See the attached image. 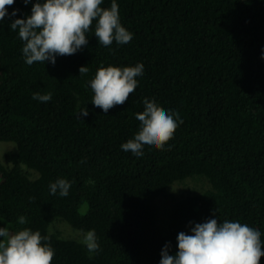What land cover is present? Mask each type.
Returning a JSON list of instances; mask_svg holds the SVG:
<instances>
[{
    "label": "trees",
    "instance_id": "trees-1",
    "mask_svg": "<svg viewBox=\"0 0 264 264\" xmlns=\"http://www.w3.org/2000/svg\"><path fill=\"white\" fill-rule=\"evenodd\" d=\"M36 2L16 0L0 22V141L17 144L0 161V217L10 233L49 236L52 264H160L166 244L174 255L180 232L212 218L246 223L264 243V0H116L128 44L99 45L93 25L76 54L29 66L10 25ZM138 63L144 73L124 105L105 113L91 103L101 65ZM48 92L49 102L32 98ZM145 98L183 124L163 150L145 145L137 157L121 145L138 132ZM192 177L212 188L177 201L163 228L158 197ZM60 178L72 185L66 197L50 191ZM57 217L82 233L95 229L100 250L51 232Z\"/></svg>",
    "mask_w": 264,
    "mask_h": 264
},
{
    "label": "clouds",
    "instance_id": "clouds-1",
    "mask_svg": "<svg viewBox=\"0 0 264 264\" xmlns=\"http://www.w3.org/2000/svg\"><path fill=\"white\" fill-rule=\"evenodd\" d=\"M16 0H0V22L8 16V7ZM26 5L31 0H23ZM104 0H37L26 19H15L10 28L18 30L19 38L24 42L22 48L25 63L51 62L54 66L57 56L76 54L89 43L87 33L93 30L99 45L109 47L115 41L119 45L128 44L133 39L120 22L119 6L112 0L110 8L101 5ZM11 15H17L13 11ZM88 67L79 69L80 76L87 74ZM144 73V65L116 67L101 65L90 81L94 93L92 104L105 113L117 105H124L130 94L138 87L137 77ZM34 100L42 103L51 101L52 93H34ZM144 111L136 114L140 128L134 138L121 145L125 152L140 157L145 145L163 150L174 138L178 127L183 124L178 112L166 111L155 100L145 98ZM88 109L80 112L87 117ZM85 161L82 159L81 163ZM93 185L91 179L87 181ZM71 183L67 179H57L49 185L52 195L59 192L61 197L69 194ZM34 199V198H30ZM27 218L20 216L17 223L27 224ZM191 234L180 232L177 237L178 251L172 255L171 245L166 244L161 252L160 264H260L264 257V243L261 232L246 223L216 218L203 223H195ZM0 264H52L55 250L50 237L39 230L22 228L10 233L9 226L0 228ZM90 253L100 250L95 229L84 234L81 241Z\"/></svg>",
    "mask_w": 264,
    "mask_h": 264
},
{
    "label": "rangeland",
    "instance_id": "rangeland-1",
    "mask_svg": "<svg viewBox=\"0 0 264 264\" xmlns=\"http://www.w3.org/2000/svg\"><path fill=\"white\" fill-rule=\"evenodd\" d=\"M11 151H17V144L15 142L0 141V161L5 163V155ZM22 166L25 170L30 172L32 178L38 177V173L28 170L25 165ZM211 188L212 186L210 182L204 177H192L172 184L168 191L157 199V205L159 207V224L163 228L167 227L169 213L177 201L184 197L203 193ZM7 227L8 224L0 217V228ZM50 230L53 233L59 234L63 238L76 239L79 242L83 240L85 234L74 230L70 225L61 221L58 217L55 218ZM0 240H3V237H0Z\"/></svg>",
    "mask_w": 264,
    "mask_h": 264
}]
</instances>
